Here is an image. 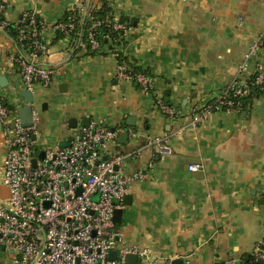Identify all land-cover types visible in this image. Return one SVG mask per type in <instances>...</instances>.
Returning <instances> with one entry per match:
<instances>
[{
  "label": "crops",
  "instance_id": "obj_1",
  "mask_svg": "<svg viewBox=\"0 0 264 264\" xmlns=\"http://www.w3.org/2000/svg\"><path fill=\"white\" fill-rule=\"evenodd\" d=\"M2 1L3 18L10 24L32 14L46 26L43 38L51 40L50 26L75 0ZM90 1L95 10L106 1L113 17L130 21L125 43L116 50L148 73L154 91L119 78L112 52L90 56L55 43L40 61L52 69L51 82L35 85L32 92L38 143L62 147L72 134L70 120L77 128L86 118L122 128L127 143L117 138L107 144L108 152L122 154L142 146L147 137L183 128L170 139L171 154L144 149L122 165L127 176L140 177L130 182L121 223L114 228L120 245L146 248L161 261L182 264L247 257L264 240V94L242 110L212 113L197 130L188 125L195 108L237 77L256 39L260 53L241 77H248L257 61L264 66V0ZM15 54L14 39L0 29V76L6 80L0 94L17 111L26 104L18 66L11 61ZM155 95L179 112L175 121L160 112ZM2 157L0 135V162ZM193 164L201 169L189 171ZM7 195L0 182V200ZM1 249L0 264H13Z\"/></svg>",
  "mask_w": 264,
  "mask_h": 264
},
{
  "label": "built area",
  "instance_id": "obj_2",
  "mask_svg": "<svg viewBox=\"0 0 264 264\" xmlns=\"http://www.w3.org/2000/svg\"><path fill=\"white\" fill-rule=\"evenodd\" d=\"M5 10L0 0V16ZM94 10L90 0H75L65 20L50 26L52 41L43 38L46 26L37 23L32 14L15 24L17 54L11 61L18 66L24 90L32 93L35 85L49 86L53 71L40 61L48 56L57 33L63 36L56 41L60 47L87 50L81 40L82 31L74 35L79 19L89 23V50L99 48L94 31L100 22L94 18ZM113 20V28L126 36L128 25L119 18ZM10 25L0 18L1 30L7 32ZM260 49L261 40H254L238 65L237 77L192 111L188 125L191 130H197L212 113L239 111L240 100L254 89L264 92V66L260 62L255 63L248 77H241ZM118 77L136 83L145 92L154 91L152 78L144 74H131L118 67ZM3 100L0 94V182L8 195L0 200V249L9 252L13 264H125L127 255H136L137 264H171L172 260L161 261L149 249L120 245L113 218L124 207L130 182L140 177L139 173L127 176L121 169L124 162L138 158L144 149L171 154L170 139L181 134L183 128L161 137H147L142 146L122 154L108 152L107 144L116 142L124 130H112L94 120L88 127L72 129L65 147L52 149L38 143L34 107L32 125L22 127L17 112ZM155 104L170 121L178 118L179 112L160 95H155ZM40 152L44 153L41 160ZM32 160H36L35 166ZM200 169L199 164L188 167L191 172ZM111 252H115V259H110ZM260 260L264 261V240L247 257L214 264H259Z\"/></svg>",
  "mask_w": 264,
  "mask_h": 264
},
{
  "label": "trees",
  "instance_id": "obj_3",
  "mask_svg": "<svg viewBox=\"0 0 264 264\" xmlns=\"http://www.w3.org/2000/svg\"><path fill=\"white\" fill-rule=\"evenodd\" d=\"M5 5V4H4ZM68 13H65L63 17L59 21H64L65 18L68 16ZM93 16L96 20L100 22L99 26L94 31L95 39L99 43V48L96 50H89L86 42V28L88 26V22L86 19L82 23V19H79L75 23V30L74 35L82 31L81 40L84 44L86 50V55L90 56H97V55H104L107 52L114 53L115 59L118 63L119 67H123L125 69V72H129L131 74H144L149 77L148 73L146 71L141 70L135 63L130 62L122 53L118 52L116 48L123 45L125 43V36L122 31L115 30L113 28V16L110 6L106 1H103L101 4V7L97 10H94ZM0 18H3V16H0ZM37 23L40 22L38 19L36 20ZM81 21V22H80ZM127 21V22H126ZM127 20L125 17H120L119 22L123 24H127L128 26L131 25L130 21ZM8 35L15 40L16 37V26L15 24H12L9 26L7 30ZM62 34L57 33L56 37L53 40V43H56L57 40L62 39ZM79 51L78 48L74 47L73 53H77ZM136 84V83H135ZM136 86H138L136 84ZM264 92H261L257 89H254L251 94H249L247 97L240 100V110H242L245 106V103H248L251 101L252 98L258 97L263 95Z\"/></svg>",
  "mask_w": 264,
  "mask_h": 264
},
{
  "label": "water",
  "instance_id": "obj_4",
  "mask_svg": "<svg viewBox=\"0 0 264 264\" xmlns=\"http://www.w3.org/2000/svg\"><path fill=\"white\" fill-rule=\"evenodd\" d=\"M127 22V21H126ZM6 84V80L4 77L0 76V86H4ZM21 97L23 99L24 106L20 107L17 109V115L19 118V122L21 124L22 127H29L32 125V110L34 107V97L32 95L31 92L24 90L23 92H21ZM43 109H46L45 106H43ZM89 125V119L86 118L83 122V126L84 127H88ZM76 127V122L74 120H70L69 122V128L74 129ZM113 130V129H112ZM32 140L35 141V137H32ZM128 141V134H120L118 137V142L120 144H126ZM66 143L62 146L65 147ZM44 153L40 152L38 154V159H42L43 158ZM107 158L105 157L104 160H106ZM36 164V160H32V165L35 166ZM121 216H122V210H117L114 214V218H113V222L115 225H118L121 223ZM2 251H4V248L1 249ZM110 259H115L116 254L115 252H111L110 254ZM125 264H137V256L136 255H127L125 257ZM171 264H182V261L179 259H175L172 260ZM236 264H239V262H237ZM259 264H264V261L260 260Z\"/></svg>",
  "mask_w": 264,
  "mask_h": 264
},
{
  "label": "rangeland",
  "instance_id": "obj_5",
  "mask_svg": "<svg viewBox=\"0 0 264 264\" xmlns=\"http://www.w3.org/2000/svg\"><path fill=\"white\" fill-rule=\"evenodd\" d=\"M3 264H11V262L8 260V262L6 263V262H4Z\"/></svg>",
  "mask_w": 264,
  "mask_h": 264
}]
</instances>
